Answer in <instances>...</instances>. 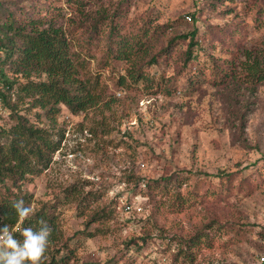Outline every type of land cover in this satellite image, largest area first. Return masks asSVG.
<instances>
[{"label": "rangeland", "instance_id": "374dc122", "mask_svg": "<svg viewBox=\"0 0 264 264\" xmlns=\"http://www.w3.org/2000/svg\"><path fill=\"white\" fill-rule=\"evenodd\" d=\"M117 1L103 0L101 5L111 6ZM255 1L264 5V0H132L129 21L150 17L156 25H172L160 39L159 48L170 38L199 29L196 60L186 69L184 53L188 43L183 42L167 65L151 70V75L158 79L164 74L175 81L177 90L172 96L155 95L143 87L118 91L122 69L120 72L110 67L103 69L99 65L100 56L88 57L91 71L95 75L100 72L102 86L98 90L105 89L107 98L98 107L78 115L61 106L57 128L64 130L65 135L60 150L49 170L27 185L37 208L51 207L63 196V190L72 187L83 190L84 195L107 191L99 202L92 204L91 214L109 207L112 219L104 224L95 223L89 229L108 230L104 236L77 235L85 231L89 217H78L76 203L56 210L63 238L59 246L69 243L70 248L76 249L77 264H113L110 263L113 259L118 264H173L172 256L180 248L178 238L198 233V238H203L200 247L190 248L195 259L180 264H262L264 174L261 178L255 174V164L262 165L264 171V86L253 97H245L243 90L236 89L239 103L236 105V101L226 100V91L216 89L210 81L204 84L200 77L202 68L213 66L212 56L222 62L231 60L238 51L236 45L249 50L264 49V20L258 27L254 12H247ZM248 101L251 111L244 137L250 147L246 149L240 141L234 142L232 131L240 125V117L234 110L245 111ZM18 106L37 126L51 124L44 110L29 111L23 105ZM13 120L10 110L0 104V134L2 128L14 125ZM0 141L7 143L9 139L0 136ZM220 169L244 170L249 176L246 187L241 179L235 178L233 190L228 193L214 179L215 183L204 190L210 188L221 193L222 200L207 197L194 209L174 214L144 195L150 180L177 177L185 172L193 187L196 181L193 174L215 175ZM132 176L142 179L139 186ZM166 202L171 200L167 198ZM214 220L221 228L216 224L207 228ZM19 230L18 226L13 235L22 243L24 237ZM159 230L165 234L163 239ZM148 235L150 242L140 253L127 251V241Z\"/></svg>", "mask_w": 264, "mask_h": 264}, {"label": "trees", "instance_id": "16d2710c", "mask_svg": "<svg viewBox=\"0 0 264 264\" xmlns=\"http://www.w3.org/2000/svg\"><path fill=\"white\" fill-rule=\"evenodd\" d=\"M102 1L0 2V102L14 117V125L9 129L2 128L0 134L1 137L9 139L7 143L0 141V229L8 225L14 231L19 226L21 234L23 228L32 227L35 230L41 219L46 221L53 231L44 264L78 263L76 249L70 248L69 243L59 246L63 238L56 210L61 207L70 208L76 203L78 217H89L85 231L77 235L88 238L108 234L106 229H89L95 223L104 224L112 219L113 212L109 207L91 214L92 204L99 202L107 191L88 192L84 195L83 190L72 187L63 190V196L58 197L51 207L45 205L44 208H37L27 189L28 184L49 170L54 155L60 150L65 135L64 130L57 128V116L61 112V106L67 107L71 114L78 115L98 107L107 98L105 89L98 90L102 86L101 77L98 75L100 72L95 75L91 71L89 58L100 56L99 65L103 69L110 67L118 72L122 69L124 74L117 80L120 88L118 91L127 92L143 87L159 96L174 95L177 86L175 81L166 78L164 74L159 79L156 75L152 76L151 70L154 67L167 65L173 52L183 42L188 43L184 53L185 69L196 60L195 48L199 45L197 27L189 34L170 38L165 46L159 48L160 39L167 33V29H172L171 24H167V27L156 25L150 17L143 18L142 21H129L128 12L132 0H118L111 6L101 5ZM247 12H254V23L258 27L263 25V2L251 3ZM236 46L238 51L231 60L222 62L221 58L212 56L213 66L209 69L202 68L200 77L204 84L210 81V85L216 89L226 91V100H231V103L236 101L238 105L236 89L243 90L245 97H253L264 86V49L249 50L240 45ZM15 98L17 102H13ZM18 103L25 106L24 110H44L51 124L47 127L37 126L36 122H32L19 110ZM250 104L248 101L245 111L238 109L233 112H237L240 117V125L234 126L236 131H232V139L234 142L240 141L241 146L246 149L250 147L244 137L251 111ZM108 105L110 103L107 102L105 106ZM135 144L140 146L139 142ZM255 168V174L261 178L264 174L263 166L255 164ZM193 175L196 177L193 187L190 186V176H186L185 172L179 173L177 177L150 180L144 195L169 214L182 213L194 209L195 205L207 197L223 199L222 194L217 191L210 188L204 190L208 184L215 183L214 179L218 180V186L230 193L235 178L241 179L242 185L246 187L249 177L244 170L228 169H220L215 175ZM132 180L139 186L142 179L132 176ZM184 188L186 189L183 190ZM167 198L171 202L167 203ZM20 199L36 209L35 214L21 224L12 208V202ZM215 224L221 228L216 220L207 228ZM159 232L163 239L164 232ZM199 236L198 233L189 238H178L180 248L172 256L173 264L188 260L192 262L195 259L190 248L200 247L203 238L199 239ZM150 238L149 235L131 238L126 242L127 251L133 249L135 253H140L148 245ZM210 245H213L212 242ZM114 260L110 263L118 264Z\"/></svg>", "mask_w": 264, "mask_h": 264}, {"label": "clouds", "instance_id": "9594fccd", "mask_svg": "<svg viewBox=\"0 0 264 264\" xmlns=\"http://www.w3.org/2000/svg\"><path fill=\"white\" fill-rule=\"evenodd\" d=\"M12 208L15 209L20 223L36 211L32 204H25L23 199L14 200ZM38 223L39 227L35 230L32 227L23 228L22 243L14 238L8 225L0 229V264H44L53 230L43 219Z\"/></svg>", "mask_w": 264, "mask_h": 264}, {"label": "built area", "instance_id": "2783aa9c", "mask_svg": "<svg viewBox=\"0 0 264 264\" xmlns=\"http://www.w3.org/2000/svg\"><path fill=\"white\" fill-rule=\"evenodd\" d=\"M189 20H190V18H189ZM118 95L120 96L121 94H118ZM0 104H1V102H0ZM72 156H75V155L73 154ZM126 209H127V210H130V209H131V207H130V206H127V207H126ZM260 260H261V263H262V264H264V256H263V257H261V259H260Z\"/></svg>", "mask_w": 264, "mask_h": 264}]
</instances>
